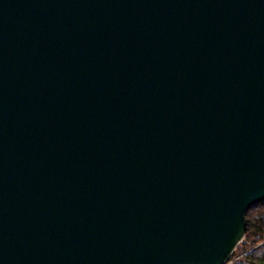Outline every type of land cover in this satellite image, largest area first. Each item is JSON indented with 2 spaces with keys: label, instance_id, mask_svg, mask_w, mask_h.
<instances>
[{
  "label": "water",
  "instance_id": "water-1",
  "mask_svg": "<svg viewBox=\"0 0 264 264\" xmlns=\"http://www.w3.org/2000/svg\"><path fill=\"white\" fill-rule=\"evenodd\" d=\"M264 201V0H0V264H226Z\"/></svg>",
  "mask_w": 264,
  "mask_h": 264
},
{
  "label": "trees",
  "instance_id": "trees-1",
  "mask_svg": "<svg viewBox=\"0 0 264 264\" xmlns=\"http://www.w3.org/2000/svg\"><path fill=\"white\" fill-rule=\"evenodd\" d=\"M229 264H264V201L246 211V230L228 259Z\"/></svg>",
  "mask_w": 264,
  "mask_h": 264
},
{
  "label": "rangeland",
  "instance_id": "rangeland-1",
  "mask_svg": "<svg viewBox=\"0 0 264 264\" xmlns=\"http://www.w3.org/2000/svg\"><path fill=\"white\" fill-rule=\"evenodd\" d=\"M227 263H228V262H227ZM227 263H226V264H227ZM228 264H229V263H228Z\"/></svg>",
  "mask_w": 264,
  "mask_h": 264
},
{
  "label": "built area",
  "instance_id": "built-area-1",
  "mask_svg": "<svg viewBox=\"0 0 264 264\" xmlns=\"http://www.w3.org/2000/svg\"><path fill=\"white\" fill-rule=\"evenodd\" d=\"M228 263H229V262H228ZM228 263H227V264H228Z\"/></svg>",
  "mask_w": 264,
  "mask_h": 264
}]
</instances>
